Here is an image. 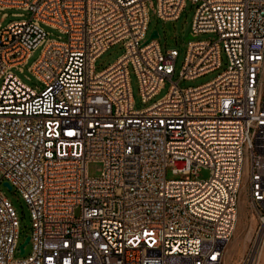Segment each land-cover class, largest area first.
<instances>
[{"label":"built area","instance_id":"built-area-1","mask_svg":"<svg viewBox=\"0 0 264 264\" xmlns=\"http://www.w3.org/2000/svg\"><path fill=\"white\" fill-rule=\"evenodd\" d=\"M191 1L174 83L179 52L146 36L151 10L179 20L187 0H0L3 17L28 15L0 24V185L28 205L33 245L16 257L20 219L0 190V264H231L242 201L257 226L238 264H264V0ZM223 55L215 79L180 88ZM131 71L144 103L169 93L136 110Z\"/></svg>","mask_w":264,"mask_h":264},{"label":"rangeland","instance_id":"rangeland-1","mask_svg":"<svg viewBox=\"0 0 264 264\" xmlns=\"http://www.w3.org/2000/svg\"><path fill=\"white\" fill-rule=\"evenodd\" d=\"M156 4V0H154V5ZM196 4H194L191 0H187L186 2V8L179 18V20H171V21H164L162 19H159L158 16L154 13L153 10H151V16H150V26L149 31L146 36V41L150 39L151 34L154 31L159 32V44L162 48V50L165 52L170 49H175L179 52V57L176 62V73L172 79L174 83L178 82L180 79V73L182 71V67L185 62V57L188 51V44L189 41L187 40V37L192 32V26L194 21V15L196 11ZM6 13L8 14L7 17H3V13H0V24L6 26L10 22L18 21L22 19H27L28 15L26 14V17H18L13 16V14H20L23 13L20 10H7ZM51 33V38L57 39L60 34L57 31L48 30ZM208 38L207 36L203 37V39ZM67 38L64 37V40ZM126 52V47L123 42L118 43L116 45H113L108 49L106 53H104L96 62V71L102 72L109 66L115 64ZM42 53V49L39 48L34 52L32 57L30 58L28 62V66L26 67V75L31 76L30 73L27 71V69L32 66L37 60L40 58V55ZM227 65V59L225 55H223V68L222 70L214 73L207 74L206 76H202L200 78H197L195 80H184L181 81L179 86L181 89H187L192 87H198L203 84H206L213 79H215L221 72H223L226 69ZM20 77L26 81L29 84H32V81H28L24 75H20ZM131 87L133 92V98L135 102V109L136 110H143L149 106H151L154 102L157 100L163 98L166 96L171 87V83L167 82L165 87L161 90L160 94L151 102L144 103L142 100V96L140 93V84L137 75L131 71ZM103 168V165L101 162H92L89 165V176L91 177H97L100 175V172ZM210 177V171L208 169H203L200 172L199 179L200 180H207ZM168 179H179L171 174V172H168ZM0 190L5 195V197L12 203L13 207L15 208L19 219H20V246L24 244L28 237L32 234V218H31V212L29 210L28 205L25 203L23 198L19 193L16 192L15 189H10L4 184L0 185ZM248 210V209H247ZM246 211V209H245ZM77 215H79V211L77 212ZM245 212L243 211V220L246 222V224H250L249 220L246 219ZM250 217V215H248ZM245 218V219H244ZM251 219V218H249ZM257 222L254 223V235L253 238H255L256 235V225ZM244 231V232H243ZM241 234L242 239H240L239 245L232 247V243L230 245L229 251H228V259L231 261V264H238L241 258L244 256L245 252L248 250L250 245L253 241L248 242L246 245V248L243 245V237L245 236L247 230L241 228ZM236 235L233 237V241ZM254 240V239H252ZM19 249L16 253L17 258H25L28 257L32 253V242L29 241L25 246V252L21 253Z\"/></svg>","mask_w":264,"mask_h":264},{"label":"bare ground","instance_id":"bare-ground-1","mask_svg":"<svg viewBox=\"0 0 264 264\" xmlns=\"http://www.w3.org/2000/svg\"><path fill=\"white\" fill-rule=\"evenodd\" d=\"M243 211L245 212V216L244 217H246V219L249 220L250 224L249 223L246 224V222H244V220H243ZM254 223H255V219L254 218L249 219L248 211L247 210L245 211L244 202L242 201L241 206H240L239 222H238V225H237L236 231H235V235L236 236L234 238V241L232 240V247L233 248L235 246L239 245L240 239H242L241 238L242 237L241 228L242 229L244 228V229L247 230L245 236L243 237V245H244V247L246 248L247 243L253 241L252 239H254L253 238V235H254Z\"/></svg>","mask_w":264,"mask_h":264},{"label":"water","instance_id":"water-1","mask_svg":"<svg viewBox=\"0 0 264 264\" xmlns=\"http://www.w3.org/2000/svg\"><path fill=\"white\" fill-rule=\"evenodd\" d=\"M159 38V34H158V31H154L152 34H151V37L150 39H158ZM193 39V36L190 34L188 37H187V40L190 41ZM5 186H7L8 188L12 189V187L10 186L9 183H4ZM30 241V237L27 238L26 242L24 244L21 245L20 247V250H21V253H24L25 252V246L26 244Z\"/></svg>","mask_w":264,"mask_h":264},{"label":"snow or ice","instance_id":"snow-or-ice-1","mask_svg":"<svg viewBox=\"0 0 264 264\" xmlns=\"http://www.w3.org/2000/svg\"><path fill=\"white\" fill-rule=\"evenodd\" d=\"M71 135V133H69Z\"/></svg>","mask_w":264,"mask_h":264}]
</instances>
